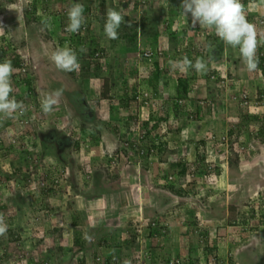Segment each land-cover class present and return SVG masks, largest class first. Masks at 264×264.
<instances>
[{"label":"rangeland","instance_id":"374dc122","mask_svg":"<svg viewBox=\"0 0 264 264\" xmlns=\"http://www.w3.org/2000/svg\"><path fill=\"white\" fill-rule=\"evenodd\" d=\"M120 1L114 0L117 5H120ZM123 1L127 2L126 7L122 6L119 11L125 16V22L121 24L120 28L128 26L129 23L131 26L135 24L136 27L130 28L127 32L129 34L119 35L113 44L111 41V45L120 50L117 52H124V56L118 54L117 60H112L111 64L112 66L113 64L119 65L120 69L126 72L132 61L131 58L136 55V48L143 49L147 45H152L147 37L142 38L140 31L136 29L141 22V16L147 14L148 18H151L153 15L149 11L154 5L165 4L164 6H166L171 1L176 3L178 0ZM82 2H86L92 6L93 11H96L101 0H82ZM108 2L105 14L99 15L104 22L107 10L110 8ZM74 3H79V0H49V10L51 13L61 12V14L67 15L68 9ZM31 8L32 0H0V62L10 60L14 64L11 59H18L24 69L29 71L31 85L35 87L40 100L36 102L35 96H32L31 93L26 97L22 95L20 101L24 105L23 114L18 112L15 119L0 121V214L4 215L8 225L7 233L0 236V264H34L36 261L40 264H76L78 253L72 244L74 229L80 230L85 236L88 227L91 229L104 224L108 226L115 220V223H120L124 231L123 237L126 238L127 234L131 233L130 230L136 228L134 225V223L137 224L134 220L136 217L129 214L132 212L131 208L128 207L126 210L125 206H120V203L118 204L116 201H122L125 204V200L127 201L129 198L127 201L129 203L131 192L124 190L121 185L125 184L136 190L140 179L137 172L132 178L125 175L122 169L126 166L127 161L122 159L123 163L116 166V158L120 152V144H123L122 130L127 124L125 115H132L130 109L133 107L125 108L121 101L124 92L123 81L130 88L136 84L135 82L140 83L142 80L137 81L136 76L133 75L126 79L115 75L112 80L114 87L110 92L114 97L110 101L101 98L98 94L101 91L100 81L96 79L90 81L92 87L96 88L94 92L93 89L87 88L89 86L86 85V80L83 81V78L73 81L68 72L58 70L50 59L51 52L61 46V39L53 36L55 34L51 31L52 38H45L43 43L40 36L43 35V32L39 23L38 25L32 23L36 26L34 28L24 27V13ZM36 8L40 11L43 9L41 4H36ZM101 24V20L98 19L93 33L98 39L108 40L109 38L100 28ZM150 28L151 26L149 30ZM134 37L137 39V47L132 43ZM126 40L130 41L126 42ZM64 46L66 44L62 45V47ZM161 46H163V51H168V56L162 59L160 67L163 70L166 69L167 73L170 72V76L176 74L183 76L184 72L169 70V60H177L178 57L185 54V51L179 49L175 53L171 52L170 46L166 42ZM184 46L188 48V51L191 48V45ZM179 47H182L181 44ZM107 58L109 60V57ZM125 58H129L128 61ZM133 62L131 68L136 66V72L147 74L149 71H153V67L147 62L142 64V61L136 62L135 59ZM13 68L14 74L26 73L15 66ZM108 70V67L105 68L103 76L109 74ZM17 75L12 76L13 92L11 95L18 100L21 92L18 93V88L15 87L16 81L19 79ZM241 79L238 82V87L240 94L244 96L245 85L243 78ZM81 82L87 90L81 85ZM61 88L63 95L59 98L58 105L51 113H44L40 106L41 100L46 94ZM249 88L248 85L247 89ZM41 92L44 96L41 95ZM76 94H81L84 97V104L88 110L85 115L84 110L78 106ZM245 94L249 98V93ZM248 107L253 109L256 106L251 102L248 103ZM154 109L156 110V108L141 109L138 115L135 114L137 121L127 124L132 132H124L126 138L130 139L142 128L143 118H148L150 112H155ZM256 110L258 114H263L264 107H256ZM172 121L170 120L168 124L174 128L176 123ZM82 124H84V129L80 131L79 127ZM95 128L97 129L96 134H91ZM166 131L165 124L161 122L160 132L162 133L160 134H164L168 140L171 130ZM245 139L242 140L245 145L242 152L245 155L242 156L244 160L241 167L239 166L241 169L237 168V165V169L227 167L223 171L224 176L222 174L220 180L217 181L219 189L215 191L210 200L214 203H208L206 198L202 200V196H198L199 198L196 197L193 202L188 203L190 209H185L184 202L181 203L176 215L174 210L171 211L172 217L177 216L178 221H184L183 214L189 213L190 217L186 222L190 220L192 224H195V230L199 228L201 233H197L196 236L190 235L187 239L181 235L182 237H179V242H181L178 248L179 252L165 253L164 258L176 255L182 257L187 263L190 262L188 264H198V261L199 264H210L212 262L209 261L210 253L219 249L216 253H218L217 257L222 262L221 264H225L227 258L228 262L230 261L229 264H250L255 257H259L258 262L262 264L261 262L264 260V145L258 143V140L255 143L254 140ZM156 143L157 141L151 142L153 145H157ZM254 151L256 152L254 153ZM257 152L262 153L257 155ZM105 155L116 161L114 166H109V171L118 172V179L106 183L109 187L107 192L95 189L91 181L93 180V169L96 166L106 165ZM17 162L20 164H16ZM134 162L137 161L134 160ZM14 164L15 166H13ZM250 168V171H244ZM14 170L18 172V176L13 174ZM10 173L14 176L10 177ZM184 175L181 176L184 177ZM55 177H59L57 183L53 180ZM225 177L237 179V183L232 181L233 184H237L236 187H231L229 180L225 182ZM119 182L122 184L120 185ZM47 187L52 190L42 193V190L46 191ZM114 192L119 194V196L116 194L115 200L111 199ZM200 200L201 202H199ZM204 201L205 217L202 214L196 217L195 213H190L192 209L197 207L200 209V203ZM172 204L177 208L175 203ZM164 205L167 207L164 208ZM229 206L237 208L233 216V218H238L236 223L229 222L227 219ZM152 207L160 210L164 208L163 211L161 210V215L170 214L168 204L161 203ZM191 230L193 231L194 228L191 227L190 232ZM174 231H176L175 228ZM155 244L157 246V241ZM248 246L251 248L250 252L252 250L250 254H248L249 249L245 250ZM123 252L129 255L128 262L133 264L136 261L131 256L130 250L124 245L122 246ZM162 255L164 254L162 253ZM246 255L248 256L245 257ZM91 256H87L85 264H94ZM192 260L194 261L191 262ZM246 260L250 262L245 263ZM216 264L219 263L216 262Z\"/></svg>","mask_w":264,"mask_h":264},{"label":"trees","instance_id":"16d2710c","mask_svg":"<svg viewBox=\"0 0 264 264\" xmlns=\"http://www.w3.org/2000/svg\"><path fill=\"white\" fill-rule=\"evenodd\" d=\"M106 0H101L100 2V13L102 15L105 14L106 12V4H105ZM49 0H41V2H38V0H32V8L29 11H26L24 13V23L27 27L32 26L33 28L36 27L35 25H33L32 23H36V25L41 26V22L39 21L41 19V15L37 13V9L36 8V4H41L42 7L45 9L47 8ZM120 2H122L123 5H125L127 2L121 0ZM79 3L83 4L84 6V17H85V23L81 26V29L78 33H70L68 31H66V26L68 24V17H67V22L65 24H63V30L67 33L68 38L67 39H61L60 43L61 46L65 45L64 47H70L72 49H74L77 53V57H78V61L80 64V68L78 71H74V72H68V74L70 75V77L74 80L80 78V79H88L90 77L95 78L97 81H100L101 83V91L99 92V95L101 98L104 99H109V101L114 97V95L110 94V92H112V88L114 87V83L112 81H110L108 78L103 76V71L105 70V68H110L111 67V63L110 61L106 60V54L103 50V48L97 47L98 43L95 42V40H92V31L89 30V25H90V21L92 20L93 16H95V19H99L102 21V31L104 32V24L105 22L103 21V19H101L100 16L94 15L92 13V8L89 4H87L86 2H82V0H79ZM112 3V2H111ZM125 3V4H124ZM182 3V0L179 2V0L176 2V4H180ZM114 8V7H113ZM116 10H118V8H114ZM31 11V12H30ZM63 13V12H62ZM40 15V16H39ZM35 21V22H32ZM39 21V22H38ZM135 24H132V26H127L124 28H120L118 30L119 35L121 34H129L127 32H129L130 28H135ZM152 28H150L147 37H150L149 41L150 43L153 45L156 42V36L158 34V30H156L154 24H152L151 26ZM170 26L167 27L168 31H167V35H168V44L170 46V50L171 52L178 51L179 49H181L182 51H185V54L178 57L177 60L181 59L182 57H184L185 55L192 60L193 62H195L196 58H202L206 65H207V72L204 74H199L197 73L193 68H189L186 72H184L183 76H179L177 77V84L174 88H172V91L170 92L169 88H168V84L169 83V73H167L165 70H163L160 67V62L162 61L163 58L168 56V51L165 52L163 51V47L158 45L155 46H149V47H144L143 49H148L151 50L153 52L152 55V59L150 62H148L144 57L142 56H133L134 58H136V62L137 61H143L145 60V62H147V64H149L151 67H153V71H149L147 74H141V72H136L137 68L136 66H133L131 68V63L133 61H131V63H129L128 66V70H126V72L122 73V76H124V79L131 77V75L136 76L137 81L142 80V82H135L136 84H133L132 87H127V85H125V81L123 82V88H124V92H123V98H121V101L123 102L124 106H127L130 108V106L132 107L130 109V111L132 112V115L129 114L128 119H127V124L129 122L132 123V121H137V119H135V114L138 115L141 107H150L151 109L153 107H156V110L154 109V113L150 112L149 113V118L155 116L157 114V112L159 113V119L166 121L164 119H166L165 116H167V114L164 112V110H161V106L163 104V107L167 104L170 105L169 101H173L172 102V106L171 108L174 111V115L175 117H180L179 123L180 126H178L177 129H175V131H179L178 129L181 126H184L185 124H187L188 120H194V121H201L204 119L205 123L209 122V121H216V124H218L219 128H221V132L224 131L225 126L223 125V122H218V119L214 118V115H216V112L218 111L217 107L215 106L216 103V96L218 95V88H217V84L216 82L219 81V79H222V77L219 75V72L212 68L211 64H208V58H212V57H217V44L213 47V49L208 50V43H209V39L205 40L204 42L199 43L200 48H202V50H204L203 53H200V51H191L192 48H189L190 50L188 51V48H186V46L181 45L182 47L180 48V44L181 43H177L179 40V37L177 36V32L174 30H170L169 28ZM42 29V28H41ZM144 29V28H143ZM211 37L213 38V44L215 41H217L216 39H219V37L215 36V35H211ZM43 38H45V35L43 36ZM132 38V37H131ZM135 38V37H134ZM210 38V36H209ZM87 41L89 42V44L87 43ZM114 41V40H113ZM130 40H126V42H128ZM132 43H134L136 46L137 45V39L135 38L134 41H132ZM211 43V41H210ZM90 45V46H89ZM81 46H83L86 49V52H80V48ZM137 47V46H136ZM162 47V49H160ZM216 47V49H215ZM262 47V46H261ZM261 47H259V49H261ZM159 49V50H158ZM205 49L208 51V53L205 52ZM141 49H137L136 51L139 52ZM0 51H1V47H0ZM156 51V53L154 52ZM136 52V54H137ZM260 54V57H262V61H260L259 66L260 68L263 67L264 64V51H258ZM207 58V61H206ZM129 59V58H128ZM127 58H125V60L128 61ZM14 64H12V66L17 67L18 69H22L24 68L23 64L18 60V59H11ZM17 60V61H16ZM114 61V59H113ZM144 62V61H143ZM134 63V62H133ZM162 64V62H161ZM214 64V63H213ZM169 70H170V65H169ZM167 70V71H169ZM26 71V69H25ZM24 71V72H25ZM171 71V70H170ZM29 71L27 70L26 73L24 74H13L19 76V79H17L16 81V86L18 89V93L21 92V94L18 97V101H20L21 96H27L28 94L31 93L32 96H35V101L38 102L39 100V94L38 92H36L35 87H32L31 85V79L30 76H28ZM78 74V75H76ZM163 75V76H162ZM229 76H231V74H229ZM74 77V78H73ZM235 77V76H234ZM203 79L206 82V93L200 97V99L198 98H193V94L192 92H194V88H193V82H197L199 79ZM128 80V79H127ZM161 80L164 84L163 87L162 84L161 86L157 85V82ZM138 83V84H137ZM121 88V87H120ZM131 89V90H129ZM144 91V92H141ZM146 93V95H148L146 98L142 97V98H137L139 96H141L142 94ZM166 95V97L163 98V102H158L155 103L154 106V102L157 101L158 99H160L161 96ZM259 100L262 99V97H257ZM196 99V100H194ZM248 99V98H246ZM120 100V99H119ZM192 101H195V107H194V112L195 114H193L192 112L188 111V114H192V119L187 116L186 121L183 120L184 118H182L183 116H186L185 112H186V106H190V103H192ZM84 102V101H83ZM78 102V106L79 108H81L82 110L87 109V106L84 103ZM184 106H182V105ZM198 105H201L202 108L198 109ZM160 106V108L158 107ZM88 111V110H87ZM254 119L257 122V127H256V131L254 132V134L252 135V138H255L256 140H258L260 143L264 144V113L263 114H255L254 115ZM126 124V125H127ZM145 125V123H144ZM198 126L200 125L199 123L197 124ZM81 129H84V124L81 125ZM97 131V130H95ZM94 130H92L91 134H96ZM132 132L131 129L129 128L127 130V132ZM144 126H142V128H140L133 136L130 137V139L126 138L127 136H125V134L123 133V141H122V145L120 144V152L119 155L116 158L117 164L115 159H111L110 157H107L105 155L104 159H105V164L104 166H96V168L93 169V180L92 183L95 187V189H100L103 190L104 192H107V188H109L106 183L108 181L113 182L114 180L118 179V172L111 170L109 171V166L113 165L114 162L116 164V166L119 165V163H123L124 161H127L126 166H125V173L127 175H129L131 178L134 177V175L136 174V168H134V164L137 161L138 163V168H141L140 170V174H139V179L141 181V183L145 182L144 179V172L147 169V167H149V163L153 161L152 156L155 155L156 160H157V155L158 153H162L164 154L166 152V148H164V146H162L161 144H157V145H153V144H148L150 141L149 135L147 134V132H144ZM228 133L231 135L233 133V131H231V128L227 129ZM98 132H100V130H98ZM133 134V133H132ZM234 134V133H233ZM152 138V137H151ZM153 139V138H152ZM212 142L214 145H219L222 141L221 139H212ZM234 143L235 142V138L231 137L230 140H228V143ZM208 141L206 140V138H201L198 141L195 142V150H194V158L193 159H185L182 162H176L177 159L175 160H171L170 157H166V159L158 162V168H159V172L156 173V178L155 181L160 182V185L158 183V188H163L166 191H170L174 193H178V194H184L185 191L184 188H187L188 183L191 182V180L189 178H192L193 176H195L198 173H202L205 174L207 173H211V170L208 171V167L209 168H213L216 174H219L220 171V166L218 165L220 161H224L226 160L228 163V168L229 169H237L238 168V156H240L239 152H233V150L230 148L227 152H228V159H220L219 155L217 154V156H214L213 158H211L209 156V154H213L210 153L207 148H208ZM122 146V147H121ZM239 146L241 148L244 149V144L242 142H240ZM163 147V148H162ZM219 149V150H218ZM221 152L220 148H216V153ZM256 151H254L255 153ZM216 155V154H215ZM238 155V156H237ZM168 156V155H167ZM162 159V158H161ZM155 160V161H156ZM175 161L177 164H172L171 162ZM140 163V164H139ZM16 164H20L19 162H17ZM171 164V165H170ZM215 164V166H214ZM134 165V166H133ZM15 166V164L13 165ZM114 166V165H113ZM213 166V167H212ZM237 166V168H236ZM19 170V168H18ZM14 170L12 173L13 174H17V176L19 175L18 172ZM142 171V172H141ZM12 173H10V177L14 176ZM181 174H185L184 177L181 176ZM140 175H142V177L140 178ZM182 177V178H180ZM187 177V178H185ZM55 178H53L54 180ZM184 179V180H183ZM182 186H186V187H182ZM111 187V186H110ZM106 188V189H105ZM157 188V189H158ZM52 188L47 187V191H51ZM159 190V189H158ZM169 192V193H170ZM158 194V193H157ZM172 194V195H173ZM169 196V195H168ZM164 208L167 207V205L163 206ZM163 208V209H164ZM236 207L235 206H229L228 207V215H227V219L228 221H233V223H236V219L238 218H233L234 216V212L236 211ZM143 211V210H142ZM157 211V216L155 218H149V222H148V228H151L152 222L159 223V221H161L160 219V212L161 210L158 209ZM144 213V212H143ZM144 217L147 216V214H143ZM142 217V216H141ZM151 220V221H150ZM116 221L114 220V223H110L108 226L106 224L104 225H99L96 226L94 228H89L86 231V235L83 236L82 232L80 230L74 229L73 230V247L74 250L76 251V253H78V258H77V263L76 264H85L84 261L86 260L88 255H92L91 257L93 258V260H96L97 258H103L105 257L104 262L105 264H127V260L129 258V255L127 253H122V246H126L130 252L132 253V255L138 259L136 252H138L139 248H140V236L136 234H134L136 232V228L133 230H130L131 233H129V235L127 234L126 238L123 237L122 234V227L120 225V223H115ZM243 223V222H241ZM130 224V223H129ZM133 224V223H132ZM151 230H156V229H151ZM123 237V238H122ZM42 241V240H40ZM110 247H109V246ZM114 247V248H113ZM152 246L150 244V242H147L143 245V249H144V253H138L139 257H143L144 255L148 254V255H152ZM60 249V248H58ZM108 249V252H106L105 250ZM98 250V251H97ZM211 256L209 258H214L216 261L217 259H219L218 253L216 252H212L210 253ZM262 257L260 258L261 261ZM132 261H134V259H132ZM218 262V261H217ZM230 262V261H229ZM228 258L226 260V263H228ZM70 263H71V259H70ZM262 264H264V260H262L261 262ZM34 264H40L38 261L34 262ZM164 264H168L167 261H165ZM211 264V263H210Z\"/></svg>","mask_w":264,"mask_h":264},{"label":"crops","instance_id":"0c3cea01","mask_svg":"<svg viewBox=\"0 0 264 264\" xmlns=\"http://www.w3.org/2000/svg\"><path fill=\"white\" fill-rule=\"evenodd\" d=\"M107 1H109L108 4L110 5V8H113V7L118 8V11L121 9L122 6H123V8L126 7L125 6L126 4L124 3L125 5H123L122 2H120V5H117V4H115L114 0H107ZM107 1H105V4L107 3ZM180 1L181 0H179V2ZM242 3L245 6L247 19L250 22L254 23L258 30L264 31V25H260L258 23L259 19H264V0H242ZM164 5L165 4H162L161 6L160 5L159 6L154 5L152 10L149 11L150 13L152 12L151 15H153L151 18H148L147 14H145L144 16H141V22H140L141 36H142V38L147 37V34L149 32V27L152 26V24H154L156 30H158V34L156 36V39H157L156 42L151 46H154V45L156 46L157 43L160 46L162 44H164V42L168 43L167 42L168 41V35H167V31H168L167 27L168 26H170L169 27L170 30H174L176 32L178 31L176 33L177 36L179 37V40L177 43L178 44L181 43V45H191V48H192L191 51H200V53H203L204 50H202V48H200L199 43H200V41L204 42L207 39H209L208 46L210 49H213V47L217 44L218 48L216 49V47H215V49L217 50V57H216V59H215V57H212V58L209 57L208 58V64H211L212 68L216 69L219 72V74L221 73V74L225 75L222 77V79H219V81L216 82L217 88H218V95L216 96L215 106L217 107L218 111L216 112V115H214V118L218 119L217 120L218 122L224 123L223 125L225 126V129L223 132H221V130H220L221 128H219V126H218L219 123L216 124V121H212V120L209 121L208 123L207 122L205 123V121L203 119L201 121L188 120L187 124H185L184 126H181L178 129L179 131H177V130L175 131V129H177L181 123H179L180 117H175L174 111L171 108L173 101H169L171 106L169 104L168 105L166 104L164 107H163V104L161 106V108H162L161 110H164V112L167 114V116H165L166 119H164L166 121L160 120L159 114H156L155 116L148 118L147 120H143L141 122V125L144 126V129H145L144 132H147V134L149 135L150 141H152V140L157 141L156 144H158V145L161 144L162 146H164V148H166V152L164 154L158 153L157 160H156L155 155L152 156L153 161L149 163V167H147V169L144 172L145 182L141 183V181H140V184H138V186H137L138 189L136 187V190H134L132 188H129L125 184H122L121 182H119L120 185L122 184L121 187H123L124 190L126 189V190H129L131 192L130 194L132 196L130 197L131 200L129 201V203H127L129 198H127V201L125 200V204L127 203L126 205L122 201H116V202L118 204L120 203V206H125L126 210H128L127 209L128 207L131 208L132 212L129 214L133 215L134 217L138 213L139 207L142 208V210L144 212L143 214L151 215L154 211L152 206L157 205V204L160 205L161 203L168 204L170 207V212L172 210H174V214L176 215L178 208H180V206H181V203H184V202H180V205H177L176 206L177 208H175L172 204V203H175V200L173 201V198L171 196V194H173V192L166 191L163 188L160 189L157 187L158 183L160 185V182L155 181L156 173L159 172V168L157 166L159 160L162 161V160L166 159V157L167 158L172 157L171 160L177 159L176 162L184 161L183 157H185V159L187 158L188 160L193 159L195 156V154H194L195 142L201 138H206V140L209 142L207 150L210 153H213L216 155L217 154L218 155H226L227 154L226 149H223L222 152L216 153V148H211L209 146L210 143L212 142V140L209 139V137H208L210 134L213 135L215 139L226 138L227 140H230L231 137H234L235 142L233 143V146L235 149H237V146H239V144H240V142H242L243 138H246L245 140H247V139L248 140H254L255 143H257V142L260 143L255 138H252V135L256 131V127H257L256 120L254 118H252V117H254V115L257 112L256 107H254L253 109H250L248 106L240 105V103L238 101L233 99V94L240 93V90L238 87V82L240 80H242L241 78H243V82L245 85L244 87L246 88V89L244 88V93H247V94L249 93V95H250L249 98H252L255 100V98H257V97L264 96V64H263L262 68H260V66H259V69L256 72H252V73L248 72L246 70L245 65L243 64L241 57H240V53H239L238 48L234 49L231 46L225 45L220 40V38L216 39L217 41H215L213 44V41H212L213 38L211 37V35H215L214 30L201 28L199 26V24H197L195 27H193L192 23H191V15L188 14V16L185 17L182 14V10L180 8L181 3L178 5V4L174 3L173 1H171L170 4H168L166 6H164ZM91 8H92V6H91ZM37 13L41 15V21L43 19L47 18L50 22V25H51L50 29H44L42 31L43 35H40L41 38L43 39V40L41 39L43 43H44L45 38L51 37V34H50L51 31L55 34V37L57 36L58 38H63L61 36L59 29H60L61 25L66 23L65 21H67V15L61 14V12L51 13L49 10V2H48L46 9L44 7L42 9V11L37 10ZM92 13L94 15H97V16H99L101 14L100 13V4H99V8L96 11L92 10ZM101 23H102V21H101ZM97 24H98V19L97 18L95 19V16H93L92 20L90 21L89 30L92 31L91 32L92 36H93L92 40L94 39L95 42L98 43L99 47L103 48V50L106 54V60L110 61V63H112L113 59L117 60V58L119 57L118 54H121V56H124V54H123L124 52L123 53L117 52L120 50H117L116 46L111 45V41L113 44V40H109V39L108 40L107 39L101 40V38L98 39V37H95L93 30L96 29ZM24 27H27V26L24 25ZM40 27L42 28V24ZM125 27H127V26L125 25ZM28 28H33V27L30 26ZM100 28H102V26H100ZM44 35H45V38H43ZM209 36H210V38H209ZM32 38H34V36H32ZM149 38L150 37H147L148 40H149ZM210 41H211V43H210ZM88 44H89V42H88ZM109 44H110V46H109ZM147 47H149V46L147 45ZM209 48H208V50H210ZM258 51H264V45H262L261 49H258ZM205 52L208 53V51L206 49H205ZM257 55L259 56V61H262V57H260L259 52H257ZM107 57H109V60ZM134 59L136 60V58H134V57L131 58L132 61ZM143 61H142V64L145 63V60H143ZM206 61H207V58H206ZM108 72H109V74L107 76H104V77L108 78L110 81L114 80L115 75H116V77H121L122 79L124 77V76H122V73H124L123 69H120V66L117 64H113V66L111 64V67L109 68ZM229 74H231V76H229ZM76 75H78V74H76ZM170 75H171V73L169 72V75H168L169 76V79H168L169 83H167V84H168V88L171 92L172 88H174L177 84V77L181 76L182 74L181 75L176 74V75H172V76H170ZM92 79H95V78L90 77L88 79H84L83 81L86 80V85L89 86L87 88H89L91 90L93 89L92 91L94 92V91H96V88L92 87V85H91L92 83L90 81H93ZM72 80L75 81L74 79H72ZM78 83H80V82H78ZM161 84H162V86H161ZM163 84L164 83L161 80H159L157 82L158 86L163 87ZM81 85L84 86V84H82V82H81ZM248 85L250 86L249 89H247ZM193 88L195 89L194 92H192L193 98L200 99V97H202L206 93V82L201 78L197 82L196 81L193 82ZM240 88H243V87H240ZM251 88H252V90H250ZM85 89H86V87H85ZM82 93H84V92H82ZM88 93L91 94L90 91H88ZM41 95L44 96V94L42 92H41ZM76 95L78 96L77 101L82 103L84 101V97L81 94H76ZM164 97H166V95L161 96L160 99L155 101L154 106H155V103H157V105H158L159 101L163 102ZM194 100H196V99H194ZM182 106H184V105H182ZM158 107L160 108V106H158ZM194 107H195V101H192V103H190V106H186V112H185L186 116L182 117V118H184L183 120L186 121L187 116H189L192 119L193 115L192 114L187 115V114H188V111L195 114ZM125 108H129V107L125 106ZM141 108H146V107L143 106ZM148 108L151 109L150 107H148ZM153 108H156V107H153ZM200 108H202V106L198 105V109H200ZM202 109H204V108H202ZM241 111H242V113H241ZM86 113H87V110L85 109L84 115ZM128 116H129V114L125 115L126 120L128 119ZM170 120H173L172 122L176 123V126L174 128H172V126H170L168 124V122ZM161 122H163L165 124L166 130H167L166 132L171 130V133L169 134L170 138L168 140H166L167 137L164 134H160V133H162V132H160ZM122 123H124V120H122ZM144 123H145V125H144ZM198 123L200 124L199 126L197 125ZM81 127H79V130L83 131V129H81ZM229 128H231V131H233L234 134L232 133L230 135L228 133L227 129H229ZM128 129H129V125H126V126L124 125V128L122 130L123 133L124 132L126 133ZM93 130L95 131L97 129L95 128ZM96 132L97 131H95V133ZM261 145H263V144H261ZM261 153L257 152V155L261 154ZM240 159H241V157L238 156V167H239ZM176 162L172 161L171 163L177 164ZM135 164L136 165L134 166V168H136V171L138 173V178H139L141 168H138L137 162ZM240 167H239V169H240ZM124 168L125 167H123L122 172H124V174L127 175L125 173ZM250 170H251V168L248 170H244V171L247 172ZM241 171L243 173V169ZM198 174H200V173H198ZM240 175H241V172H240ZM223 176H224V174H223ZM141 177H142V175H140V178ZM225 178H224V181L226 182V180L227 181L229 180L228 182H230L231 187H233V188L236 187L237 179L233 180L232 177H230V179L229 178L227 179V177H225ZM219 180H220V177L217 179V181H219ZM232 181H235L236 183L233 184ZM214 185H216V190L219 189V184H217V182H215L213 184V186ZM187 186H188L187 188H184L186 186H182L184 188L183 191H185L184 194L174 193L173 195L178 199L186 200L188 203L193 202L194 198L196 199V197H198V196L199 197L202 196V200H205V198H206L208 203H214L213 201H210V200H211L212 195L215 194V190H212V188H209L210 186H207V184L204 182V180L202 178L199 177V175H197L193 180H191V182L188 183ZM144 190H146V191H144ZM116 194H118V192L117 193L114 192L111 199L115 200ZM144 194H146V195H144ZM118 196H119V194H118ZM186 201H185V204H186ZM199 202H201V200ZM194 206L197 207L195 204H194ZM186 208L190 209L189 204L188 205L186 204L185 209ZM194 212L199 213L198 216H200V214H202L203 217H205L206 216L205 215V213H206L205 212V201L200 203V209H199V207H197L196 209H192V212H190V213H194ZM175 215L173 217L168 216L167 223H166V225H167L166 226L167 227L166 228L167 229L166 234L163 235L161 239H156V240H158L157 246H153V248H152V251L155 252V254L152 257L153 258V264H164L165 263L164 255L161 257L162 253L163 254H165V253L171 254L173 252H179L178 248H179V245L181 243L179 241H180V238L182 236H183V238L187 239V237H190V235L196 236L197 233H199V234L201 233L199 228L195 230V228H196L195 224H192V222H190V220L188 222H186L190 217L189 213L183 214L182 218H184V221H178L177 220L178 218ZM192 216H193V214H192ZM191 227H193L194 230L193 231L191 230V232H190ZM174 228L176 231H174ZM156 231L157 230H151L150 233L152 235H154V233L157 234ZM123 233H124V231L122 230V234ZM176 234H178V235H176ZM203 234H205V233L203 232ZM249 247L250 246H248V248L245 249V250L249 249L248 254H250L252 252V250L250 252L251 248H249ZM218 250H216L215 252H218ZM105 251H108V250L106 249ZM245 253L247 254V252H245ZM247 256L248 255H246L245 257H247ZM166 258H167V256H166ZM258 259H259V257H255V259L251 260V262L246 260L245 263L250 262V264H252V263L253 264H259ZM193 261L194 260H192L191 262H193ZM188 263H190V262H188ZM198 264H199V261H198Z\"/></svg>","mask_w":264,"mask_h":264},{"label":"clouds","instance_id":"9594fccd","mask_svg":"<svg viewBox=\"0 0 264 264\" xmlns=\"http://www.w3.org/2000/svg\"><path fill=\"white\" fill-rule=\"evenodd\" d=\"M182 14L187 17L188 14L191 15V23L192 26L195 27L197 24L201 28L212 29L216 36L220 38V40L227 46H231L232 48H238L240 57L243 61V64L246 67V70L250 73L256 72L259 68V56L257 55L259 47L264 45V31L258 30L256 25L250 22L246 16L245 6L242 3V0H182L181 6ZM84 6L81 3H74L68 9L67 17L68 24L66 26V31L70 33H78L81 29V26L85 23ZM124 15L121 14L120 11L109 8L106 13V20L104 24V33L105 35L111 39L116 40L119 38L120 26L124 23ZM42 31L44 29H50L51 25L47 18L41 21ZM129 27L131 24L129 23ZM41 28V27H40ZM140 31V24L136 28ZM61 36L63 38L59 39H67L68 35L63 30V25L60 26L59 29ZM65 33V35H64ZM51 34V32H50ZM139 34V33H138ZM55 36V35H53ZM80 52H86V49L81 46ZM51 61L54 63L55 67L64 72H74L78 71L80 68V64L78 61L77 53L74 49L70 47H57L54 51L51 52L50 55ZM170 70L175 71L179 70L181 72H186L189 68H193L197 73L204 74L207 72V65L202 58H196L195 62L190 60L186 55L179 60H169ZM14 74V68L12 66V62L10 60H4L0 62V121L5 119H15L16 113L23 114L24 105L21 101H18L15 97L11 95L13 92L12 85V76ZM221 77L225 76L224 74H219ZM63 95V89H56L52 93L46 94L44 98L41 100V109L44 113H51L54 110V107L58 105L59 98ZM240 93L233 94V99L238 101L240 105L248 106V103L253 102L256 107H264V96H261L262 99L255 98V100H251L250 98L246 99V94L244 96H239ZM148 108V107H146ZM145 109V108H141ZM140 109V110H141ZM264 113V112H263ZM258 114V113H256ZM261 114V113H260ZM149 118V117H148ZM148 118H143V120H147ZM142 120V121H143ZM205 136V135H204ZM209 139H213V135L208 136ZM221 143L217 146L214 145L213 142L210 143L211 148H220L221 152L223 149H226V155H219L220 159H228V150L231 148L233 152L240 153V162L239 166L243 162L244 153L242 152L244 149L240 146H237V149L234 148L233 142L228 143L226 138H220ZM153 142L150 141V143ZM263 144V143H262ZM264 145V144H263ZM226 147V148H225ZM211 158L217 156L215 154H209ZM220 171L219 174H216L213 171V168L208 167V171L211 170V173L205 174H196L190 180H193L197 175L204 180L209 188L216 191V185L213 186L217 179L222 176L223 171H225L228 167V163L226 160L220 161L219 164ZM215 166V164H214ZM241 169V168H240ZM186 176V175H185ZM187 178V177H185ZM173 201L175 200V205H180L179 201L185 202L186 200L178 199L174 195H172ZM186 204L188 202L186 201ZM153 208V207H152ZM154 211L151 215L143 216L142 208L139 207L138 213L135 215L136 218L134 220L137 224L136 226L137 235L140 236L139 242L140 248L136 255L138 259H136L133 255V258L136 260L134 263H138L140 261H144L145 264H153V255L154 251L151 255H144L143 257H139L138 253H144L143 245L147 242H150L152 248L156 246L155 242L158 241L156 239H161L163 235L167 232V218L172 217L173 213L170 212L169 215H160L161 221L156 223L155 225H151V228L148 226L149 218H155L157 216L158 209L153 208ZM162 211L164 209H161ZM161 211V212H162ZM160 212V214H161ZM196 217L199 213L194 212ZM142 216V217H141ZM158 217V216H157ZM167 217V218H166ZM147 221V223H145ZM151 221V220H150ZM152 222V221H151ZM197 224V223H196ZM199 226V224H197ZM151 229H156V233L152 235ZM8 225L6 223L5 217L3 214H0V236H4L7 233ZM152 235V236H151ZM151 248V249H152ZM163 255H161L162 257ZM165 257V254H164ZM105 257L97 258L94 260V264H101L104 261ZM165 261L170 262V260H180L179 264H188L182 257L179 256H167L164 258ZM128 263L129 259H126ZM140 260V261H139ZM105 263V262H104Z\"/></svg>","mask_w":264,"mask_h":264},{"label":"built area","instance_id":"2783aa9c","mask_svg":"<svg viewBox=\"0 0 264 264\" xmlns=\"http://www.w3.org/2000/svg\"><path fill=\"white\" fill-rule=\"evenodd\" d=\"M258 23H260V25H264V19H259L258 20ZM159 50V49H158ZM155 53H156V51H154ZM137 56H142V57H144L148 62H150L151 61V59H152V55H153V52L151 51V50H148V49H141L139 52H137V54H136ZM161 63V62H160ZM259 69V68H258ZM18 71V70H17ZM23 73H24V71H25V69L24 68H22V70H21ZM141 92H144V91H141ZM148 95H146V93H144V94H142L141 96H139V97H137V98H142V97H147ZM131 140V139H130ZM59 177H55V179H54V181L57 183L58 181H59V179H58ZM145 223H147V221L145 222ZM152 225H155V222H153L152 221ZM140 261V260H139ZM209 261L211 262V264H216V262L217 263H219V264H221L222 262L220 261V260H218L217 259V261L214 259V258H209ZM180 263V260H178V259H176V260H170V262H169V264H179ZM101 264H105L104 263V261H102V263ZM127 264H131L130 262H128ZM133 264H135V263H133ZM136 264H145L144 263V261H140V262H138V263H136ZM225 264H227L226 262H225Z\"/></svg>","mask_w":264,"mask_h":264}]
</instances>
